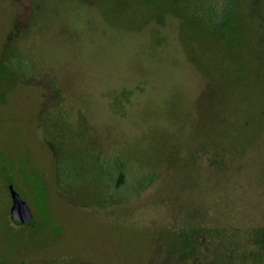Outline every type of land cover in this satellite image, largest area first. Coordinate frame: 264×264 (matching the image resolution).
Listing matches in <instances>:
<instances>
[{
	"label": "rangeland",
	"instance_id": "1",
	"mask_svg": "<svg viewBox=\"0 0 264 264\" xmlns=\"http://www.w3.org/2000/svg\"><path fill=\"white\" fill-rule=\"evenodd\" d=\"M250 6L218 27L205 0H0V264H263Z\"/></svg>",
	"mask_w": 264,
	"mask_h": 264
},
{
	"label": "trees",
	"instance_id": "2",
	"mask_svg": "<svg viewBox=\"0 0 264 264\" xmlns=\"http://www.w3.org/2000/svg\"><path fill=\"white\" fill-rule=\"evenodd\" d=\"M205 2L207 3V6H208V12H209L210 20H211L210 22L214 25H217L218 27H221L222 25H225L228 22V20L231 18V16L234 13V9L237 8V4L239 0H205ZM249 8H250L251 13L249 14L248 17L250 19H253V16H255L260 20L258 22V27H257L258 29H256L255 25L254 26L252 25L253 28L255 29V33L257 36L258 35L257 32L260 33L261 31H264V0H251V6ZM258 38L259 37L257 36V39ZM258 42H261V40H259ZM123 180L124 179L122 175L119 182L122 183ZM226 185L227 184L221 185L220 200L221 199L231 200L229 193H227L225 190ZM211 213L214 217L215 216L221 217L223 219V222H225L226 224L229 222L228 225L234 222L230 219H226L225 217L221 216L218 212H215L213 210L211 211ZM260 216L262 217V215ZM234 225L236 227H239L242 232L241 227H244L242 226L243 224L236 223ZM245 230H253L252 234L256 240L254 247L251 251L252 258L261 260V262L264 264V226H261V225H256L253 227L251 226L249 227V229H244L243 231ZM230 257H232V254H230Z\"/></svg>",
	"mask_w": 264,
	"mask_h": 264
},
{
	"label": "water",
	"instance_id": "3",
	"mask_svg": "<svg viewBox=\"0 0 264 264\" xmlns=\"http://www.w3.org/2000/svg\"><path fill=\"white\" fill-rule=\"evenodd\" d=\"M10 191L13 198L12 216L14 220L21 225L34 226L36 224V219L31 208L22 200L13 186L10 187Z\"/></svg>",
	"mask_w": 264,
	"mask_h": 264
}]
</instances>
